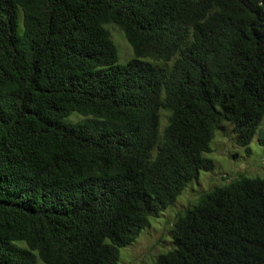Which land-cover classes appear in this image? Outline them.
Here are the masks:
<instances>
[{
  "label": "trees",
  "instance_id": "16d2710c",
  "mask_svg": "<svg viewBox=\"0 0 264 264\" xmlns=\"http://www.w3.org/2000/svg\"><path fill=\"white\" fill-rule=\"evenodd\" d=\"M263 120L264 0H0V264H118L214 170L222 124L249 154ZM171 238L154 264H264V177L205 192Z\"/></svg>",
  "mask_w": 264,
  "mask_h": 264
},
{
  "label": "rangeland",
  "instance_id": "374dc122",
  "mask_svg": "<svg viewBox=\"0 0 264 264\" xmlns=\"http://www.w3.org/2000/svg\"><path fill=\"white\" fill-rule=\"evenodd\" d=\"M109 31L118 51V64L125 65L132 58L131 50L115 27H109ZM80 119L76 114L70 118L71 121ZM231 130L232 125L222 124L214 133L209 145L211 153L205 155L213 162L214 170L201 171L198 179L182 192L172 207L162 212L157 219L151 218L149 227L141 231L136 241L119 250L118 264H154L159 255L174 248L171 231L178 214L194 206L202 194L229 183L239 175L248 179L264 177V147L254 138L248 147L250 153L247 154L245 148L236 145Z\"/></svg>",
  "mask_w": 264,
  "mask_h": 264
}]
</instances>
